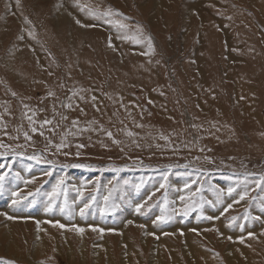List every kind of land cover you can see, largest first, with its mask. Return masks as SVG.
Masks as SVG:
<instances>
[{
  "label": "rangeland",
  "instance_id": "1",
  "mask_svg": "<svg viewBox=\"0 0 264 264\" xmlns=\"http://www.w3.org/2000/svg\"><path fill=\"white\" fill-rule=\"evenodd\" d=\"M262 177L264 0H0V264H264Z\"/></svg>",
  "mask_w": 264,
  "mask_h": 264
},
{
  "label": "snow or ice",
  "instance_id": "2",
  "mask_svg": "<svg viewBox=\"0 0 264 264\" xmlns=\"http://www.w3.org/2000/svg\"><path fill=\"white\" fill-rule=\"evenodd\" d=\"M107 14V13H106ZM77 23H79V21H77ZM109 135H111V133H109ZM262 180H264V177H262L261 178ZM161 187H163V185H161ZM232 190L231 189H229V192H231ZM107 199V198H106ZM241 199H243V196H241ZM88 207V205H85V208H87ZM229 207H231V205H229ZM140 210V206L138 205L137 206V211H139ZM227 210V209H226ZM84 214V209H81V215H83ZM158 219H160V220H162V219H164L163 217H158ZM129 223H131V221H129ZM59 227H61V228H64L65 226L63 225V224H61V225H59ZM74 227V230L77 232V233H83L84 232V229H82V228H78V227H75V226H73ZM93 231H97V229H95V228H93L92 229ZM100 231H102V230H100Z\"/></svg>",
  "mask_w": 264,
  "mask_h": 264
},
{
  "label": "bare ground",
  "instance_id": "3",
  "mask_svg": "<svg viewBox=\"0 0 264 264\" xmlns=\"http://www.w3.org/2000/svg\"><path fill=\"white\" fill-rule=\"evenodd\" d=\"M257 235H259V234H257Z\"/></svg>",
  "mask_w": 264,
  "mask_h": 264
}]
</instances>
